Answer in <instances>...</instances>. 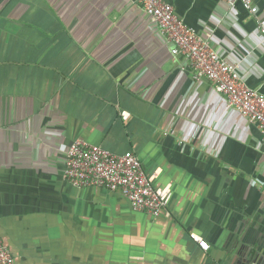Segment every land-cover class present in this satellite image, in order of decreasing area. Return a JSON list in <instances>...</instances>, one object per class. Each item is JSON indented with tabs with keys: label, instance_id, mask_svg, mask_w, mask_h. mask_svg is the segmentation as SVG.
Wrapping results in <instances>:
<instances>
[{
	"label": "crops",
	"instance_id": "obj_1",
	"mask_svg": "<svg viewBox=\"0 0 264 264\" xmlns=\"http://www.w3.org/2000/svg\"><path fill=\"white\" fill-rule=\"evenodd\" d=\"M165 1L264 92V41L242 0ZM77 138L160 168L171 216L66 181ZM0 238L19 264H264L261 134L133 0H0Z\"/></svg>",
	"mask_w": 264,
	"mask_h": 264
},
{
	"label": "built area",
	"instance_id": "obj_2",
	"mask_svg": "<svg viewBox=\"0 0 264 264\" xmlns=\"http://www.w3.org/2000/svg\"><path fill=\"white\" fill-rule=\"evenodd\" d=\"M133 1L157 25L170 45L172 57L181 58L196 80L209 81L225 97L228 107L236 109L256 125L264 142V92L248 85L238 65L221 56L209 37L179 17L171 3L165 0ZM242 3L257 19L264 41V12H260L252 0H242ZM120 115L126 119L128 112L121 111ZM160 173V168L146 171L132 150L114 153L81 138L69 145L63 168L65 180L75 187H101L117 192L133 211L147 213L152 218H168L171 216V184H158L156 180ZM189 238L197 243L200 250L210 249V242L196 232H190ZM0 264H19L1 238Z\"/></svg>",
	"mask_w": 264,
	"mask_h": 264
}]
</instances>
